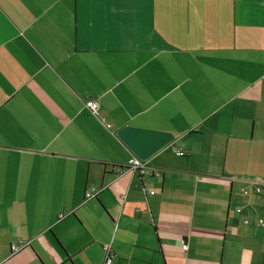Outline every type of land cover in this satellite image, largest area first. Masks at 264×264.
Instances as JSON below:
<instances>
[{"label": "crops", "instance_id": "1", "mask_svg": "<svg viewBox=\"0 0 264 264\" xmlns=\"http://www.w3.org/2000/svg\"><path fill=\"white\" fill-rule=\"evenodd\" d=\"M257 183L264 0H0V264H264Z\"/></svg>", "mask_w": 264, "mask_h": 264}, {"label": "water", "instance_id": "2", "mask_svg": "<svg viewBox=\"0 0 264 264\" xmlns=\"http://www.w3.org/2000/svg\"><path fill=\"white\" fill-rule=\"evenodd\" d=\"M117 135L142 160H148L174 140V135L170 132L132 126L123 127L118 131Z\"/></svg>", "mask_w": 264, "mask_h": 264}, {"label": "built area", "instance_id": "3", "mask_svg": "<svg viewBox=\"0 0 264 264\" xmlns=\"http://www.w3.org/2000/svg\"><path fill=\"white\" fill-rule=\"evenodd\" d=\"M86 105L91 109V111L95 114L98 115V101L95 99H90L86 102ZM177 155L179 156H183L184 152L181 150H177ZM124 169H132L134 172H137L139 175H144L146 173V165L144 160L140 159L139 157H137L136 155L133 156V158L130 160V162L124 166V168H121V170ZM256 192H264L261 191L260 188H256L255 189ZM96 190L94 188H90L86 191V199H92L96 196ZM241 208H238L237 211L241 212ZM64 215H61V217H63ZM250 222L249 219H245L244 223L248 224ZM262 225H264V220H260L259 221ZM24 243H22L23 245ZM20 249L19 245L17 243L12 245V250L14 252L18 251ZM183 249H187V245H183ZM104 251L107 253L104 264H118L116 262V259L114 257V255L111 253V249L109 246H105L104 247Z\"/></svg>", "mask_w": 264, "mask_h": 264}, {"label": "trees", "instance_id": "4", "mask_svg": "<svg viewBox=\"0 0 264 264\" xmlns=\"http://www.w3.org/2000/svg\"><path fill=\"white\" fill-rule=\"evenodd\" d=\"M125 165L121 166V168H124ZM256 186V188H260L261 191H264V183H257L254 184Z\"/></svg>", "mask_w": 264, "mask_h": 264}]
</instances>
